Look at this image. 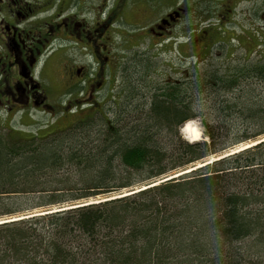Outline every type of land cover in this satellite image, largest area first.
Wrapping results in <instances>:
<instances>
[{
  "label": "trees",
  "instance_id": "obj_1",
  "mask_svg": "<svg viewBox=\"0 0 264 264\" xmlns=\"http://www.w3.org/2000/svg\"><path fill=\"white\" fill-rule=\"evenodd\" d=\"M202 61L148 91L136 72L112 117L98 106L100 116L41 137L0 132V218L28 193L32 207L62 209L0 223V264H264V140L166 179L264 135V57L200 71ZM194 119L203 141L179 133Z\"/></svg>",
  "mask_w": 264,
  "mask_h": 264
},
{
  "label": "flooded vegetation",
  "instance_id": "obj_2",
  "mask_svg": "<svg viewBox=\"0 0 264 264\" xmlns=\"http://www.w3.org/2000/svg\"><path fill=\"white\" fill-rule=\"evenodd\" d=\"M243 2L252 1L0 0V105L6 116L20 113L19 121L30 119L35 111L54 115L59 107L57 118L81 113L84 107L95 110L104 76L122 55L158 53L176 30L186 33L188 25L181 20L189 12L202 11L204 17L210 9H221L215 12L217 28L203 25L188 37L191 47L184 51L182 46V61L191 66L220 46L221 40L213 38L216 30ZM255 3L243 6L264 5V0ZM54 73L60 84L58 97L65 96L60 103L52 100ZM75 91L80 96L68 98ZM27 127L6 130L21 133ZM26 130L40 136L41 127Z\"/></svg>",
  "mask_w": 264,
  "mask_h": 264
},
{
  "label": "rangeland",
  "instance_id": "obj_3",
  "mask_svg": "<svg viewBox=\"0 0 264 264\" xmlns=\"http://www.w3.org/2000/svg\"><path fill=\"white\" fill-rule=\"evenodd\" d=\"M194 0H188L191 2ZM252 1L249 3L260 2V0H248ZM247 2H243L238 7H234L232 10V14L228 16L229 22L222 26L219 30H216L215 40H221L220 46H217L209 57L202 61V63L198 64L197 68L202 71L204 69H213L217 67H225L229 63H234L237 61H242L247 57H264V5H253V6H243L249 4ZM221 9H210V11L206 12L207 14L204 17L200 16L202 11H191L186 15L182 20L181 23H185L188 25V30L186 33L179 32L176 30L174 39H170L168 43L164 44L161 50L158 53L154 54H127L122 55L120 57V62L116 65V68L112 70L111 73H107L104 76L105 85L97 92L96 94V103L100 104L102 107L103 114L107 117H112V109L114 108V102H117L118 99L121 97L123 99L126 98L128 92V85L133 84L136 85V72H142L140 78L142 79L143 83L147 86V91L152 88V86L159 87L162 84H168L172 81L179 80L185 73H191L192 69H189L190 66L185 64L182 61L181 56L185 57L182 51V46L185 47L184 51L191 47L190 41H188V37L196 33L198 29H200L203 25H216L217 28L218 23L216 22L219 20L215 14V12H219ZM213 12V13H212ZM224 16V15H223ZM246 19L250 22H246ZM206 20V21H205ZM205 27V26H204ZM191 30V31H190ZM190 32V33H189ZM244 32L249 33L252 35L254 41H250L247 38L248 34H244ZM244 35V36H243ZM176 39V42H175ZM144 46V45H143ZM254 51V52H253ZM139 61V62H138ZM138 62V63H134ZM198 63V62H197ZM84 64V62H82ZM142 68V70H140ZM184 71V72H183ZM189 71V72H188ZM135 76V77H134ZM57 75L52 74L51 76V85H52V100L55 103H60L64 97L59 96V86L58 79L56 78ZM145 85H142L145 88ZM151 86V87H150ZM137 87V86H135ZM139 88V87H138ZM144 91V90H142ZM146 93V91H144ZM143 92V93H144ZM78 91L75 93H71L68 95V98H75V96H80L77 94ZM67 99V98H66ZM209 104L203 103L200 107V110L203 112H209ZM65 107V106H62ZM6 108H3L0 105V132L7 133L8 130L11 128L23 129V127L28 126L26 129L35 130V127H41V130L38 131L40 136H44L45 134L55 133L57 131L65 130L71 124L76 122V120L84 119L86 116H100L99 114L91 113V110H87V108H83L84 110L81 113H69L65 114L66 116H60L57 118L61 111L60 107L57 108V111L54 115H49L46 113H42L39 111H35L31 113V118H23L19 121L20 113H12L11 115L6 116ZM23 117V116H22ZM10 121V122H9ZM54 122V124H52ZM193 130L195 131L194 134H183L181 133L182 127L179 129V133L183 140L187 141H203L204 135L200 127V123L197 119L187 121ZM184 125V124H183ZM25 129V130H26ZM12 130V129H11ZM23 130L20 132H14L12 134L15 137H28L30 138V133L27 132L28 130ZM15 131V130H14ZM13 135V136H14ZM264 139V135L259 136L258 138L248 140L247 142L239 143L238 145L232 146L227 151H221L217 156H209L206 160H203L205 163L197 162L195 166H187L184 171L175 170L171 172L169 175L171 176H178L188 173L190 171L196 170L198 167H202L210 163V160L217 161V159L221 157H226L230 154L238 153V149L242 150V147H247L249 144L252 143H259L260 140ZM195 140V141H194ZM223 145L230 144L231 141L227 139ZM251 146V145H250ZM249 148V147H247ZM246 149V148H244ZM211 161V162H213ZM201 165V166H198ZM198 166V167H197ZM187 170V171H186ZM186 171V172H185ZM182 172V173H181ZM174 178V177H173ZM146 184V183H145ZM145 184H140L139 186H134L132 189H123L122 192L124 193H133L134 191H138L145 187ZM63 186L62 183H58L54 186L51 184V187ZM150 187V186H149ZM134 189V190H133ZM133 190V191H132ZM90 191H100V190H90ZM102 191V190H101ZM96 193V192H93ZM38 194V193H36ZM33 194H26L24 197H18L17 201L18 204H21V208L16 214L11 217L5 216L0 218L1 221H12L11 219L16 218V216H23L26 213L34 214L39 211L48 210L52 211L53 209H57L54 207L55 204L47 205L45 208L43 207H32L37 204V198L33 199L36 195ZM117 192L111 193H104L95 197H79V199L71 200L69 202H65L64 205L69 206L71 203L73 204H80L81 202H90L91 200H101L107 197L111 199L113 197H117ZM15 195V196H16ZM119 197V196H118ZM106 198V199H107ZM23 218V217H21Z\"/></svg>",
  "mask_w": 264,
  "mask_h": 264
},
{
  "label": "bare ground",
  "instance_id": "obj_4",
  "mask_svg": "<svg viewBox=\"0 0 264 264\" xmlns=\"http://www.w3.org/2000/svg\"><path fill=\"white\" fill-rule=\"evenodd\" d=\"M190 122V121H189ZM191 123V122H190ZM181 133H183V134H194L195 133V131L193 130V128L191 127V125L188 123V122H186L184 125H183V127H182V129H181ZM189 136V135H188ZM262 140H264V139H262ZM195 141V140H194ZM189 142V141H188ZM190 142H192V141H190ZM256 143H252V144H249L247 147H249L250 145L252 146V145H255ZM247 147H242L241 149H244V148H247ZM238 150H240V149H238ZM238 152V151H237ZM231 155V154H230ZM227 157V156H226ZM221 158H224V157H221ZM219 159V158H218ZM211 161H213V160H210L209 162H211ZM198 166H201V165H198ZM197 166V167H198ZM187 171V170H186ZM185 171V172H186ZM182 173V172H181ZM175 178V177H177L176 175L175 176H171V177H167L166 179H171V178ZM165 179V180H166ZM161 182V181H160ZM128 195V194H130V193H122L121 195H117V197L119 196V197H121V196H123V195ZM114 198V197H113ZM108 200H111V199H108ZM101 201H104V200H101ZM101 201H96V200H94V201H90V202H86V203H80L79 205H76L77 207H80V206H86V205H90V204H93V203H98V202H101ZM70 208V206L69 207H67V208H63V210H65V209H69ZM58 210H62V209H58ZM58 210H55V209H53V211H58ZM19 218H21V217H16L15 219H11L12 221L13 220H16V219H19ZM0 223H5L4 221H1L0 220Z\"/></svg>",
  "mask_w": 264,
  "mask_h": 264
}]
</instances>
